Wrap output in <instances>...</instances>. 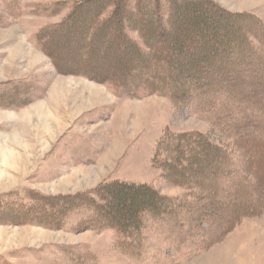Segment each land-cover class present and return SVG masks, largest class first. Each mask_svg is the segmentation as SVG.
I'll use <instances>...</instances> for the list:
<instances>
[{"label": "rangeland", "instance_id": "rangeland-1", "mask_svg": "<svg viewBox=\"0 0 264 264\" xmlns=\"http://www.w3.org/2000/svg\"><path fill=\"white\" fill-rule=\"evenodd\" d=\"M83 1L0 0V264H184L194 259V264H264V203L257 215L243 218L221 241L191 252L189 258L180 257L176 245L154 226L143 230V246L136 248L115 229L90 227L91 206L80 199L78 206H70L72 195L113 180L148 183L164 196H185V187L171 184L153 161L167 133L199 132L213 145L228 149L234 163L240 159L233 140L203 113L141 89L133 97L116 93L113 103V95L101 87L109 88L108 82H94L75 75L70 70L74 66L51 62L42 50V35ZM211 1L226 12L252 15L264 23V0ZM126 2L132 11L133 1ZM91 17L88 13L87 21ZM125 26L129 38L147 50L138 31ZM251 41L256 44L257 39ZM56 43L59 58L69 55L83 62L70 40ZM117 59L115 54L90 57L81 67L103 68ZM243 62L237 69L255 64L249 56ZM98 154L96 163L75 168ZM38 195L64 200L44 206ZM48 246L56 247V259L44 253ZM29 248L42 252L36 256L39 262L27 253Z\"/></svg>", "mask_w": 264, "mask_h": 264}, {"label": "trees", "instance_id": "trees-1", "mask_svg": "<svg viewBox=\"0 0 264 264\" xmlns=\"http://www.w3.org/2000/svg\"><path fill=\"white\" fill-rule=\"evenodd\" d=\"M132 1V11L126 0L77 3L62 21L44 29V54L57 67L74 66L70 70L75 75L108 82L115 95L133 97L141 89L203 113L233 140L240 159L234 163L228 149L199 132L167 133L153 161L171 184L185 187V196L168 197L148 183L113 180L72 195L70 206H78L80 199L92 207L90 227L115 229L136 248L143 246V230L154 226L176 245L180 257L189 258L191 252L221 241L243 218L257 215L264 203V23L252 15L226 12L211 0ZM109 7L108 15H102ZM125 23L138 31L147 50L129 38ZM60 40H70L83 62L69 55L59 58ZM113 54L118 59L110 66L81 67L90 57ZM247 56L254 58V67L237 69ZM243 108L251 111L244 113ZM38 196L44 206L64 200ZM125 197L129 199L109 205Z\"/></svg>", "mask_w": 264, "mask_h": 264}, {"label": "crops", "instance_id": "crops-1", "mask_svg": "<svg viewBox=\"0 0 264 264\" xmlns=\"http://www.w3.org/2000/svg\"><path fill=\"white\" fill-rule=\"evenodd\" d=\"M101 87L103 88V90L104 91H106L109 95H113V97H114V101H113V103L117 100V97L114 95V93H112V91L107 87V86H105V85H101ZM117 102V101H116ZM7 107H12V106H7ZM15 110L16 111H18L19 110V104H15ZM99 154L97 155V157H96V159L94 160V161H92V162H88V163H84L83 165H78V166H75V168L77 169V168H79L80 166H84V165H88V164H92V163H96L97 161H98V158H99ZM49 252V255H52L49 259H56V255H57V250H56V247H53V246H48V250L47 251H45L44 253H48ZM71 251H69L68 253H70ZM207 252H209V251H207ZM27 253H29V254H32V259L33 260H35L36 262H39L38 261V257H36L38 254H41L42 252L39 250L38 251V249H35V248H29V249H27ZM206 254V253H205ZM33 255L36 257V258H34L33 257ZM201 256H203V255H201ZM40 258V257H39ZM193 261H195V259L194 260H191V261H188V262H186V263H184V264H194L193 263ZM39 264V263H38Z\"/></svg>", "mask_w": 264, "mask_h": 264}, {"label": "bare ground", "instance_id": "bare-ground-1", "mask_svg": "<svg viewBox=\"0 0 264 264\" xmlns=\"http://www.w3.org/2000/svg\"><path fill=\"white\" fill-rule=\"evenodd\" d=\"M56 121V120H55ZM57 122V121H56Z\"/></svg>", "mask_w": 264, "mask_h": 264}]
</instances>
